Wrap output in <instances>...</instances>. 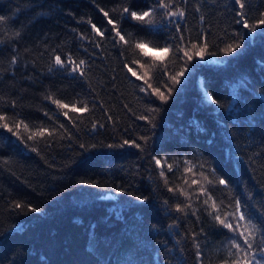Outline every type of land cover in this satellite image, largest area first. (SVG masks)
<instances>
[{
	"label": "trees",
	"instance_id": "obj_1",
	"mask_svg": "<svg viewBox=\"0 0 264 264\" xmlns=\"http://www.w3.org/2000/svg\"><path fill=\"white\" fill-rule=\"evenodd\" d=\"M151 3L0 0V15L6 17L0 24L4 41L0 43V111L7 113L10 126L17 118L32 131L36 126L53 131L51 138L46 135L32 145L39 148L34 152L0 128V264H198L193 232L204 264H220L232 234L215 223L205 208L212 211L215 200L223 218L235 198L252 212L264 203V36L248 35L234 23L233 0H176L186 12L185 18H177L185 43L206 33L208 51L219 52L233 43L234 32L245 33V42L238 57L219 53L203 61L194 59L199 67L173 86L167 76L179 71L181 61L175 44L168 53L161 45L171 43L175 25L167 20L160 24L161 13H157L160 30L149 33L124 19L118 27L129 44H114L110 26L99 11L103 8L118 20L121 8L143 11ZM245 6L250 23L264 12V0H245ZM89 20L105 32L103 38L91 29ZM17 31L19 37L14 35ZM140 39L146 43L147 57L134 48ZM53 49L61 59L70 53L77 63L86 60L84 77L70 69L49 71ZM13 55L19 57L15 65L10 63ZM152 57L164 60L153 65ZM136 59L146 69L133 65ZM125 64L138 75L146 70L152 88L173 87L169 100L161 102L141 92L144 82L132 77ZM204 90L216 96L223 108L205 102ZM49 95L69 104V109H58L45 99ZM81 102L88 103L89 112L71 110L73 103L82 107ZM149 108L157 111L149 113ZM63 111L69 112L71 120ZM141 115H150L156 127L138 119ZM93 123H97L95 130ZM21 133L26 135L23 129ZM140 136L150 137L143 150L127 145L99 147L124 139L143 144ZM93 144L98 147L90 148ZM153 156H166L168 160L161 163L173 165L172 171L165 168L167 185ZM188 167L192 172L185 171ZM211 167L230 187L215 184L206 171ZM193 179L198 183L192 184ZM81 180L95 181L99 187L80 184ZM121 187L133 195L118 191ZM169 187L189 195L170 192ZM200 187L211 193V199L199 192ZM136 196L149 199L137 201ZM16 201L41 211L14 209ZM177 204L191 207L176 212Z\"/></svg>",
	"mask_w": 264,
	"mask_h": 264
},
{
	"label": "snow or ice",
	"instance_id": "obj_2",
	"mask_svg": "<svg viewBox=\"0 0 264 264\" xmlns=\"http://www.w3.org/2000/svg\"><path fill=\"white\" fill-rule=\"evenodd\" d=\"M183 3H187V0H182ZM236 5V13L234 23L242 26L243 29L247 30L248 35H262L264 36V12H260L259 16L252 20L250 23L251 17L246 11L245 0H233ZM99 11L103 14L106 19L107 25L110 26V35L112 36V40L114 44H122L128 45L129 40L125 38V35L122 34L120 28L118 27V21H123L124 19H128L129 21L136 22V25L140 27L142 30L147 31L149 33L159 31L160 29L157 27L158 22L155 19V15L157 13H161V21L162 24L164 20H167L169 23L175 25V35L170 37L171 43L165 42L161 45V50L164 53H168L169 50L175 44V54L179 57L181 61V65L179 71H177L174 75H168L167 79L174 85H180L183 83L182 78L185 77L186 73L192 74L199 66L194 64V59H198L200 61L205 60L206 56H216L219 53H223L229 56L236 54L237 57L240 53L243 52L244 42H245V33L234 32V41L233 43L226 44L225 47L220 48L219 52H209L208 49L210 47L207 34L201 33L198 39L193 42L191 39L186 41V37L181 30V25L177 18L183 19L186 17L185 9L176 4V0H153V3L147 5V10L143 11H134L131 10L128 6H125L120 9L118 20H113L109 15V12L105 11L103 8H100ZM115 11V10H113ZM197 11H200L199 7H197ZM201 20H204V17H200ZM6 21V17L0 15V24H3ZM88 23L91 26V29L96 33V35L100 38L105 36V32L101 31L100 28L96 26V24L91 23L89 20ZM14 35L19 37L21 33L19 31L15 32ZM81 39H87V37H83L81 35ZM0 43H4L3 40H0ZM96 47H100L99 43H96ZM146 43L143 39L136 40L134 42V48L139 50V53L142 54L143 57H147L150 54L145 51ZM19 57L17 55H13L11 57L10 63L15 65L18 63ZM164 60V57H152L153 65L157 62H161ZM133 65H139L140 69H146V65L142 64L139 59L133 60ZM264 64V60L261 61ZM53 67H58L60 69H70L71 73L78 74L80 77H84L86 69L88 68V62L84 59H80L77 63L75 59L72 58L71 54H66V59H61L59 54H55V49H53L52 56V67L49 68V71L52 70ZM124 67L127 69V72L131 74L132 77H136L138 80L144 82V86L140 87V91L147 93L149 96H155L161 102H167L171 97L174 88L169 87L167 84L164 85L165 91H161L160 88H152L150 84L147 83L148 72L145 70L143 75H138L137 71L130 67L128 64H125ZM166 67V66H165ZM3 98L0 97V100ZM45 99L51 100L53 104L57 106L58 109H69V104L63 103L59 99H52V96H46ZM203 99L210 105H215L217 110L223 108V104L216 96L212 95L211 92L207 90L203 91ZM83 104L82 107H76V103L71 105V110L76 113H86L89 112V107L87 102H81ZM10 105L12 108H15L16 101H10ZM125 107H127L125 105ZM149 113L156 112V108H149L147 110ZM62 115L71 120L68 111H63ZM138 119L147 121L152 128H155L156 125L153 123V118L150 115H141ZM9 118L7 113L0 111V128L6 129L8 132L12 133L17 137L18 141L22 142L24 145L31 147V150L34 152H38L39 148L36 146H32L38 142V140L43 139L46 135L51 138L53 136V131H49L48 128L42 126H36L35 131H32L23 119H12V126L9 125ZM108 120L112 121V116H108ZM75 124V121H72ZM198 124V122H194ZM251 124V121H249ZM101 127L103 125H100ZM60 128H63L64 125H59ZM97 128V123L92 124V129L95 130ZM21 129H23L26 135H22ZM126 131V130H125ZM70 135V134H69ZM150 137L148 136H140L139 140L143 142L137 143L136 139H124L122 143H111L107 145H99V147L106 148H124L127 146H132L138 149H142L145 145H147ZM32 142V144H29ZM81 148H85V145L81 144ZM98 145L93 144L90 148L95 149ZM154 164L160 168V176L164 178L165 184L167 185L168 180L165 175V168L168 171H172V164H162L161 161H167L168 157H152ZM186 164H191V161H185ZM203 168V165H201ZM186 172H192V168L188 167L185 169ZM209 175L213 176L216 185H224L225 187H230L229 181L224 179L223 176L217 174L216 168L211 167L206 169ZM203 175V173H201ZM205 180L208 184H213L212 179H208L205 176ZM80 184H90L93 187H99V184L95 181L89 180H81ZM198 181L193 179L192 184H197ZM118 191L121 193H126L129 196L133 194L128 189L123 187L119 188ZM168 191H179L184 196H188L187 192H184L183 189H173L168 188ZM199 192L204 196L211 199V193L207 192L206 188L200 187ZM199 198V197H198ZM135 199L137 201H147L149 198L147 196H136ZM208 199L203 200L204 205H208ZM12 207L14 209H25L27 208L31 212H39L41 211L39 208L33 207L31 204H25L20 201H16L13 203ZM190 204H186L182 206L181 204H177L175 206L176 212H185V208H190ZM212 211L206 207L205 211L209 212V215L212 216L215 223L227 229L232 236L229 238V245L227 255L221 259L220 264H264V203L261 204V208L256 210L255 212L249 211L244 208L241 204V200L239 198H235L232 202L227 205L228 211H225L224 217H221L220 208L216 204L215 200L212 201L210 205ZM195 209H193V214H195ZM203 232V229H201ZM193 239L195 241V247L197 249L196 258L198 264H204L203 252L200 250L199 241L196 240L197 233H192ZM92 239H95L94 229L92 233Z\"/></svg>",
	"mask_w": 264,
	"mask_h": 264
}]
</instances>
